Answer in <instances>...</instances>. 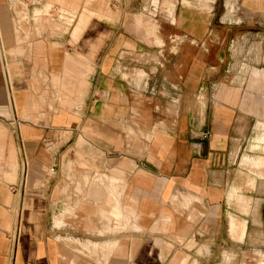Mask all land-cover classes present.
<instances>
[{"label": "crops", "instance_id": "0c3cea01", "mask_svg": "<svg viewBox=\"0 0 264 264\" xmlns=\"http://www.w3.org/2000/svg\"><path fill=\"white\" fill-rule=\"evenodd\" d=\"M158 1L0 0V264H264V67L200 93L211 9Z\"/></svg>", "mask_w": 264, "mask_h": 264}, {"label": "rangeland", "instance_id": "374dc122", "mask_svg": "<svg viewBox=\"0 0 264 264\" xmlns=\"http://www.w3.org/2000/svg\"><path fill=\"white\" fill-rule=\"evenodd\" d=\"M166 1H170L173 5L175 2L174 0H159L158 9L164 15H170V20L172 22L173 13H168ZM203 1L204 0H197V6L211 9L214 26L221 32L220 43L217 44L221 47V62L214 74V79L212 81L214 85L209 88L206 85L201 86L202 89L200 93L216 94L222 86L233 87L236 90L239 89L240 92L244 86H247V78L250 70L253 68L258 69V66L264 67V21H262L264 16L261 19L258 14L256 15L248 11L242 3V0H205L207 6L202 4ZM227 1L232 4L233 8L232 12L228 15L230 20L222 19V14L226 12L225 2ZM144 18L146 22L151 23L147 17ZM256 19H259V22H256ZM150 25L154 26V24ZM258 30L260 33H258ZM262 70H264V68ZM262 72V74H264V71ZM239 83L242 86L239 87ZM222 91L223 89H221L220 93H222ZM254 92H258V90L255 88ZM254 123L255 121H250L247 126V132L253 129ZM255 131H258L257 135L261 133L256 138L257 144L259 145H252L249 141L248 149L252 150V152H247L248 154H258L259 152V155L254 157L244 155L242 157V163L243 165H247V168H244L247 170L248 174L256 173L257 175L258 173V176L263 178V176L259 175V167H257L259 164L257 160L259 159V162L264 161V149L260 146V143L264 142V119H260L259 122H257L254 132ZM246 143L247 141L242 145L240 154L246 152ZM254 168L256 169L255 171L251 170ZM251 183L250 181L249 184Z\"/></svg>", "mask_w": 264, "mask_h": 264}, {"label": "bare ground", "instance_id": "6f19581e", "mask_svg": "<svg viewBox=\"0 0 264 264\" xmlns=\"http://www.w3.org/2000/svg\"><path fill=\"white\" fill-rule=\"evenodd\" d=\"M257 128H258V127H257ZM259 132H260V131H259ZM257 133H258V131H255V132L253 133V135L251 136L250 143H251L252 145H253V144H255V145H259V144H257L258 142H257L256 138H257V136L260 135L261 133L258 134V135H257ZM260 146L264 149V142L260 143ZM258 160H259V159H258ZM258 160H257V162H258L259 165L257 164V165H258L257 167H259V170H258V171H259V175H260V176H263V178H264V161L259 162ZM261 160H262V159H261ZM255 162H256V161H255ZM255 164H256V163H255ZM255 164H254V165H255ZM253 167H254V166H253ZM257 167H256V168H257ZM251 170H254V171H255L256 169L254 168V169H251ZM254 174H256V173H254ZM257 175H258V173H257Z\"/></svg>", "mask_w": 264, "mask_h": 264}, {"label": "built area", "instance_id": "2783aa9c", "mask_svg": "<svg viewBox=\"0 0 264 264\" xmlns=\"http://www.w3.org/2000/svg\"><path fill=\"white\" fill-rule=\"evenodd\" d=\"M202 134H203V135H206V132H203Z\"/></svg>", "mask_w": 264, "mask_h": 264}]
</instances>
